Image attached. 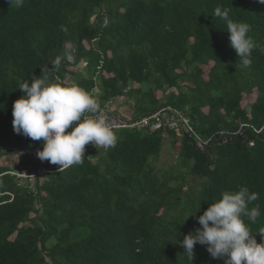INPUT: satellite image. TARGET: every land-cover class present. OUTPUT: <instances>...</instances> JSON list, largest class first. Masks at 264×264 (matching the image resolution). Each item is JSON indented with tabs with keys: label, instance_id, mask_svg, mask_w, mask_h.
Wrapping results in <instances>:
<instances>
[{
	"label": "trees",
	"instance_id": "16d2710c",
	"mask_svg": "<svg viewBox=\"0 0 264 264\" xmlns=\"http://www.w3.org/2000/svg\"><path fill=\"white\" fill-rule=\"evenodd\" d=\"M225 12L264 45L259 0H25L19 9L0 0V159L18 157L0 165V264H224L199 244L191 261L178 241L201 227L196 218L221 193L241 187L259 194L248 208L259 204L261 215L243 219L264 242V54L253 49L251 66L241 68ZM64 51L75 60L51 82L78 85L102 110L133 101L129 116L116 111L127 121L171 107L207 145L168 128H125L114 131L115 147L86 145L81 165L33 182L10 175L40 162L9 152L42 150V141L13 130L19 86ZM166 134L179 142L182 170L161 177L153 163ZM186 175L199 188L184 190Z\"/></svg>",
	"mask_w": 264,
	"mask_h": 264
},
{
	"label": "clouds",
	"instance_id": "9594fccd",
	"mask_svg": "<svg viewBox=\"0 0 264 264\" xmlns=\"http://www.w3.org/2000/svg\"><path fill=\"white\" fill-rule=\"evenodd\" d=\"M24 2L10 0V5L19 9ZM259 3L264 4V0ZM221 18L227 20L230 47L241 68L250 67L253 49L259 48L264 54V45L256 44L248 35L251 29L247 23L229 20L226 12ZM74 60V52L64 51L51 61V69L44 65L39 77L31 76V83L24 80L19 86L24 95L14 102L12 109L14 132L32 141H42L37 157L60 166L59 171L83 164L89 143L105 149L117 143L96 97L78 85L51 82L63 62ZM221 197L196 218L201 227L178 241L186 256L192 261L194 246L199 244L207 246L211 257L223 260L224 264H264V242L257 243L243 219L247 217L255 223L261 215L259 204L248 208L259 199V194L241 187L238 191H225ZM259 234L264 237V228Z\"/></svg>",
	"mask_w": 264,
	"mask_h": 264
},
{
	"label": "built area",
	"instance_id": "2783aa9c",
	"mask_svg": "<svg viewBox=\"0 0 264 264\" xmlns=\"http://www.w3.org/2000/svg\"><path fill=\"white\" fill-rule=\"evenodd\" d=\"M103 112L105 114L107 124L113 129V131L131 128L145 130L151 133L168 128L179 133L186 132L190 135H193L194 137H196V145L200 149H203V147L208 143L202 141L197 135H195L187 117L171 107L162 108L150 115H146L131 121L124 120L120 116L107 110H103ZM59 167L60 166L48 164L43 165L42 163H40V165L38 166H28L24 169L21 168L19 170L9 172V174L17 176L21 179H28L30 182H33L38 177H43L48 173L59 170Z\"/></svg>",
	"mask_w": 264,
	"mask_h": 264
},
{
	"label": "rangeland",
	"instance_id": "374dc122",
	"mask_svg": "<svg viewBox=\"0 0 264 264\" xmlns=\"http://www.w3.org/2000/svg\"><path fill=\"white\" fill-rule=\"evenodd\" d=\"M212 63L209 66H204L202 67V70L204 72V78L207 79V74L209 72V69L211 67ZM135 87H137V85H135ZM155 96L159 99H163V93L161 91H156L155 92ZM256 98V92L254 91L253 94L247 96L244 95L243 100H242V107L243 108H247L248 105L250 103H252L254 101V99ZM133 103V101L130 102V106ZM115 104V103H114ZM118 113H122V116H129L132 113V110L130 108V106L125 105V103H123L122 101H117L115 104ZM109 111L117 114L116 110L114 109V107H108ZM179 142H177L175 145L172 144V139L170 138L169 135H165V139L163 141V146H162V150L160 155L158 156V158L156 159V161L153 163V166L155 167L157 173L159 176L164 177L163 175L167 172H171L174 171L173 176H176V174L178 172H180L181 167H179ZM16 160H18L17 156H3L0 159V165H13L15 164ZM183 181L179 180L177 183H175V181H170L169 185L174 186L175 184H181ZM201 182L199 180L196 179H192V177L186 175L184 178V190L187 189H197L199 188Z\"/></svg>",
	"mask_w": 264,
	"mask_h": 264
},
{
	"label": "water",
	"instance_id": "95a60500",
	"mask_svg": "<svg viewBox=\"0 0 264 264\" xmlns=\"http://www.w3.org/2000/svg\"><path fill=\"white\" fill-rule=\"evenodd\" d=\"M11 155H17V154H27V153H31L33 155V157L35 159H37L40 163H42L43 165H46L44 163V161L42 162L38 157H37V152L34 150H25V151H13V152H9ZM2 154H0L1 156Z\"/></svg>",
	"mask_w": 264,
	"mask_h": 264
},
{
	"label": "crops",
	"instance_id": "0c3cea01",
	"mask_svg": "<svg viewBox=\"0 0 264 264\" xmlns=\"http://www.w3.org/2000/svg\"><path fill=\"white\" fill-rule=\"evenodd\" d=\"M115 104H116V103H115ZM115 104H113L112 107H114V109H115L116 111H118L117 108H116V106H115ZM48 164H49V165H53V164H51V163H49V162H48ZM55 166H57V165H55Z\"/></svg>",
	"mask_w": 264,
	"mask_h": 264
}]
</instances>
